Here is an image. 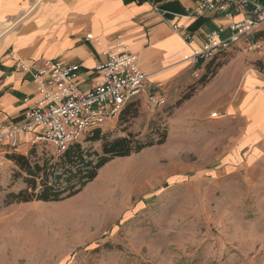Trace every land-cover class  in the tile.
Returning a JSON list of instances; mask_svg holds the SVG:
<instances>
[{
    "label": "rangeland",
    "instance_id": "obj_1",
    "mask_svg": "<svg viewBox=\"0 0 264 264\" xmlns=\"http://www.w3.org/2000/svg\"><path fill=\"white\" fill-rule=\"evenodd\" d=\"M248 71L264 76V38L246 37L180 86L168 84L155 111L141 100L104 125L101 140L82 137V147L100 155L106 140L130 133L146 146L114 157L64 200H14L28 173L14 153L1 157L0 264H264V143L256 156L245 149L246 168L225 163L250 125L241 110ZM255 112L248 105L254 125L264 126ZM19 155L31 166L60 158L49 144Z\"/></svg>",
    "mask_w": 264,
    "mask_h": 264
},
{
    "label": "crops",
    "instance_id": "obj_2",
    "mask_svg": "<svg viewBox=\"0 0 264 264\" xmlns=\"http://www.w3.org/2000/svg\"><path fill=\"white\" fill-rule=\"evenodd\" d=\"M198 2L0 0V122H21L25 110L37 98L31 74L16 68L20 61L34 68L47 59L77 63L80 65L79 85L87 91L98 79L96 65L105 61L107 53L121 43L138 56L140 67L149 75L151 89L168 91V84L180 86L199 67L191 57L202 47L207 34L243 18L242 13L212 11L193 15ZM258 2L264 8V0ZM154 5L163 14L154 10ZM173 24L180 29L175 30ZM87 35L93 38L88 40ZM228 35L226 30L223 37ZM187 36L192 39L189 41ZM242 86L245 94L241 110L249 118L250 125L246 134L235 142L225 163L232 162L244 169L249 162L243 160L245 149L252 147L251 156H256L257 145L264 143V126L254 125L247 113L248 105L253 104L255 109L259 106L257 115H264V76L248 71ZM233 88L230 89L231 98L239 93ZM235 108L231 103L227 110L232 113Z\"/></svg>",
    "mask_w": 264,
    "mask_h": 264
},
{
    "label": "built area",
    "instance_id": "obj_3",
    "mask_svg": "<svg viewBox=\"0 0 264 264\" xmlns=\"http://www.w3.org/2000/svg\"><path fill=\"white\" fill-rule=\"evenodd\" d=\"M144 1L147 0H134L138 4ZM154 10L163 14L157 5ZM207 11L242 13L243 18L209 32L202 47L191 57L195 64H202L256 32H264V8L258 0H199L193 15ZM173 28L179 30L180 26L173 24ZM226 30L229 35L223 37ZM92 38L87 35L88 40ZM187 39L190 41L192 37ZM16 68L31 74L37 98L27 107L21 122H0V158L8 153L26 154L28 147L36 144L52 145L61 154L93 130L116 122L141 100L146 109L155 111L168 99L167 90L149 87V75L140 67L138 56L121 43L96 65L98 79L87 91L79 85L77 63L47 59L34 68L20 61Z\"/></svg>",
    "mask_w": 264,
    "mask_h": 264
},
{
    "label": "trees",
    "instance_id": "obj_4",
    "mask_svg": "<svg viewBox=\"0 0 264 264\" xmlns=\"http://www.w3.org/2000/svg\"><path fill=\"white\" fill-rule=\"evenodd\" d=\"M256 39L264 38V32L253 34ZM129 107L127 111H129ZM124 113V114H125ZM101 128L93 130L92 140H101ZM143 144L136 135L119 137L103 143V154L90 152L78 142L71 144L60 154L58 161L50 166H31L27 157L14 153V159L26 170L27 188L14 195L18 202L43 201L54 202L72 197L83 190L98 176V170L114 157H126L140 152ZM92 157H97L94 161ZM60 171V172H57ZM40 178V182H38Z\"/></svg>",
    "mask_w": 264,
    "mask_h": 264
},
{
    "label": "bare ground",
    "instance_id": "obj_5",
    "mask_svg": "<svg viewBox=\"0 0 264 264\" xmlns=\"http://www.w3.org/2000/svg\"><path fill=\"white\" fill-rule=\"evenodd\" d=\"M259 105H260V104H259ZM260 106H261V105H260ZM256 108H257V107H256ZM258 108H259V106H258ZM258 108H257V109H255V110H259ZM262 111H263V110H262ZM260 112H261V111H260ZM255 113H256V112H255ZM255 113H254V114H252V115H253V116H255ZM256 116H257V115H256ZM256 116H255V117H256Z\"/></svg>",
    "mask_w": 264,
    "mask_h": 264
}]
</instances>
